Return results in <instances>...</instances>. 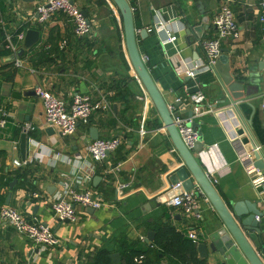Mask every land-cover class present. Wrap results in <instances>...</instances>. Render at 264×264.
<instances>
[{
  "label": "crops",
  "instance_id": "crops-1",
  "mask_svg": "<svg viewBox=\"0 0 264 264\" xmlns=\"http://www.w3.org/2000/svg\"><path fill=\"white\" fill-rule=\"evenodd\" d=\"M44 1L7 0L1 16L7 35L14 40L19 32L29 29L39 30L40 39L20 56L22 65L12 53L0 58V106L8 113L7 127L0 134V176L7 177V185L0 189V209L10 205L29 220L50 225L61 243L42 250L2 218L0 264H94L104 253L112 264H123L134 252L136 258L158 264L192 258L191 264H218L212 257H202L198 249L169 254L157 246L168 229L187 238L196 229L199 242H205L221 219L202 197L200 219L188 217L172 200L160 201L183 160L169 134L161 130L164 124L153 102L138 99L146 89L130 60L118 7L113 0H74L93 27L90 35L78 38L62 13H56L44 26L39 23L37 7ZM128 1L134 9L140 52L149 57L147 66L168 105L177 103L178 98L186 101L190 93L185 75H179L177 69L185 73L207 64L200 43L215 35L213 19L227 0ZM231 6L239 35L225 39L223 48L230 49L232 73L244 77L245 87L253 85L255 91L236 97L222 86L216 69L199 74L201 92L206 95L204 108L212 106L214 111L195 113L205 144L195 156L226 202L258 201L264 198V185L257 187L254 179L264 175V170L249 173L239 152L258 150L264 159V23L259 0H231ZM203 17H209V22L199 40L195 28ZM160 20L167 21V27L178 36V41L166 48L157 33L148 31ZM143 29L148 31L144 36ZM37 87L53 92L67 104L76 93L89 94L103 107L94 112L88 125L80 124L75 135L64 136L58 130L49 133ZM188 105L181 106L186 116L192 111ZM27 123L35 127L28 134L24 130ZM92 128L98 130L99 138L123 140L103 163L87 151L88 143L95 140ZM142 129L146 135L141 134ZM24 133L28 136L26 159L20 149ZM14 160H26L27 164L17 167ZM70 188L91 189L104 205L100 209L77 206L76 222L60 221L51 205ZM36 192L41 197H35ZM261 222L264 242V219ZM151 232L154 238L148 241ZM112 255H118L117 262Z\"/></svg>",
  "mask_w": 264,
  "mask_h": 264
},
{
  "label": "built area",
  "instance_id": "built-area-1",
  "mask_svg": "<svg viewBox=\"0 0 264 264\" xmlns=\"http://www.w3.org/2000/svg\"><path fill=\"white\" fill-rule=\"evenodd\" d=\"M259 1L262 11L260 20L264 23V0ZM37 12L39 14L38 21L43 26L49 22L56 13H62L73 24L76 37L83 38L93 32V27L88 17L75 2H72V0H45L38 5ZM0 24L5 27L2 17L0 18ZM167 24V21L160 20L158 23L154 24L153 27L148 29L149 32L157 33L159 35L161 44L165 48L167 45L178 41V36L170 31ZM213 24L216 29L215 35L206 38L200 43L208 56L207 64L205 66H195L188 69L185 73L179 68L177 69L179 75L184 74L185 77H196L202 72L214 70L217 60L223 53V41L229 37H238L239 26L231 6V0H227L222 4L219 12L213 19ZM164 32L166 33V37L162 38V33ZM25 37V31L19 32L16 36V40L7 35V48L11 50L18 65H22L18 52L19 45L24 42ZM65 45L66 41L62 43L61 48H64ZM46 49L50 50L51 46L47 45ZM142 58L146 64L150 60L147 55L142 56ZM36 93L43 101L48 126L58 130L64 136L75 135L79 125H88L94 112L103 107L102 102L94 100L89 94L76 93L73 96L72 102L67 104V102L61 97L43 87H37ZM138 99L146 104L152 103L147 90H144V93L138 96ZM205 100V93L200 91L195 94H190L189 99H186V101L183 98H178L177 103L169 105V110L180 135L189 148L194 147L195 143L198 141L199 134L198 130L193 126L195 121L194 117L191 118L184 115L181 106L182 104H190L188 106L191 107L194 114H203L207 111H214L212 106H209L206 109L204 108ZM178 103L180 104L177 105ZM262 106L264 108V100ZM7 114L6 108L0 106V134L4 133L7 127ZM24 130L28 134L29 132L34 131L35 127L30 123H27L24 126ZM161 130L168 134L164 126ZM146 133L147 131L142 129L141 134L146 135ZM122 143L123 140L121 137L98 138L88 143L87 151L96 162L103 163L111 153L117 151L121 147ZM239 153L240 159L245 163L249 173L260 172L255 165L256 159L252 151L243 150L241 152L240 150ZM14 164L17 167H22L27 164V161L14 160ZM258 175L259 176L254 179V184L257 187H261L264 185V175ZM33 195L37 198L41 197L39 192L33 193ZM201 197L210 202L202 188L199 185H195L192 189L185 190L182 194L172 199V204L175 207L183 209L188 217L194 216L195 218L200 219L202 218ZM103 205V201L95 196L93 190L86 189L83 191H77L70 188L52 202L51 208L55 217L60 221L76 222L78 220L77 206L86 209H100ZM0 215L15 228L18 234L31 240L35 245L40 246L42 250L55 247L61 243L50 225L27 219L20 210L13 206L4 205L0 209ZM189 237L194 241H200V234L196 229L191 231ZM142 258L143 257L141 256L137 257L136 261L141 263Z\"/></svg>",
  "mask_w": 264,
  "mask_h": 264
},
{
  "label": "water",
  "instance_id": "water-1",
  "mask_svg": "<svg viewBox=\"0 0 264 264\" xmlns=\"http://www.w3.org/2000/svg\"><path fill=\"white\" fill-rule=\"evenodd\" d=\"M74 2V0H72ZM118 7L123 19L126 46L130 60L136 75L149 93L151 100L158 111L163 126L166 128L176 150L183 160V166L174 172L170 178L171 187L161 196L160 201L167 203L185 190L192 189L199 185L208 197L213 208L221 219V224L217 225L205 242H198L197 249L204 258L212 257L218 264H264V242L262 238V222L264 219V198L258 201H230L226 202L216 188L211 177L205 172L198 161L195 153L205 147L204 137L199 125L194 121L193 126L198 130V141L193 148H189L183 141L180 132L175 124L173 116L169 110V105L157 86L147 64L143 61L138 45V29L135 25V14L131 3L128 0H113ZM39 17V14H38ZM209 17H203L201 24L195 28L198 39L204 36V31L208 27ZM192 29L190 28L189 33ZM148 33L147 29L141 31V35ZM40 31L29 29L26 33L23 47L18 55L22 56L26 49L33 47L39 42ZM223 53L217 60L215 69L219 74L222 86L236 97L250 96L255 89L253 85H247L244 77L232 73L229 53L230 49L223 48ZM200 75L196 77L186 76L185 82L190 94L201 91ZM253 82V79L250 80ZM178 103L177 105H179ZM195 116L193 111L189 112V117ZM49 133H54L55 129L50 127ZM93 139H98L99 134L96 128H92ZM28 136L23 134L20 149L22 158L26 159ZM255 165L259 170H264V159L262 154L255 151ZM17 180L10 183V192L7 204L11 198ZM93 210V209H92ZM0 215V222H1ZM154 233H149L148 241L153 240ZM118 261V255H112Z\"/></svg>",
  "mask_w": 264,
  "mask_h": 264
},
{
  "label": "trees",
  "instance_id": "trees-1",
  "mask_svg": "<svg viewBox=\"0 0 264 264\" xmlns=\"http://www.w3.org/2000/svg\"><path fill=\"white\" fill-rule=\"evenodd\" d=\"M7 5V0H0V17L3 15L5 7ZM11 55V50L7 48V31L2 24H0V58L7 57ZM187 83H185L186 85ZM17 177L20 175L17 173ZM9 182V181H8ZM3 185H7V177L5 175L0 176V189ZM0 198L2 195L0 194ZM197 242L191 238L182 237L175 230L168 229L164 230L161 237L157 240V246L163 249L165 253H174L178 251H188L190 253L197 251ZM136 253L132 255L123 264H158L156 261L146 260L138 263L136 258ZM191 258V256H189ZM194 262V258L191 260H182L176 264H191ZM94 264H112L109 256L107 254L99 255L95 260Z\"/></svg>",
  "mask_w": 264,
  "mask_h": 264
}]
</instances>
